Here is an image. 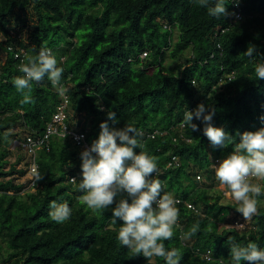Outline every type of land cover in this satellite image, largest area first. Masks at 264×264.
<instances>
[{
	"label": "trees",
	"instance_id": "obj_1",
	"mask_svg": "<svg viewBox=\"0 0 264 264\" xmlns=\"http://www.w3.org/2000/svg\"><path fill=\"white\" fill-rule=\"evenodd\" d=\"M241 8L243 19L232 22L229 15L209 16L196 0H0V46L5 54L0 66V138L16 137L17 128L24 131L22 138L28 132L41 133L61 103V94L47 77L33 82L34 103L28 104H21L23 97L12 82L23 75L21 63L49 48L63 68L69 121L87 129L90 145L98 139L107 110L119 119L117 125L108 121L110 127L131 124L137 131H165L155 138L138 135L143 147L134 151L156 158L154 178L164 191L199 208L194 213L182 202L176 205L179 226L163 243L166 250L179 251V264H232L233 242H254L264 250V207L245 220L236 202L221 201V194L213 195L212 189L219 182L214 166L239 142L236 132L264 127V79L255 74L264 56L254 53L250 59L243 54L255 45L264 55V0H241ZM29 10L36 16L33 21L27 19ZM8 46L23 47L26 55L15 58ZM231 72L234 77L227 81ZM199 104L216 110L213 126L235 137L232 144L213 148L195 118L200 131L184 126L189 141L173 142L185 111ZM81 152L69 138L53 137L50 149L37 157L44 179L23 189L15 183L18 170L7 167L9 150L0 142V264H166L162 257L135 256L121 245L116 236L123 222L117 218L112 224L111 209L94 212L84 205L78 187ZM171 155L179 164L166 168ZM201 173L208 183L196 180ZM262 183L258 202L264 199ZM52 201L68 204V221L58 224L50 218ZM235 221L245 224L230 226ZM219 224L227 226L219 229ZM194 226L197 231L190 234ZM207 249L213 257L209 262L199 255Z\"/></svg>",
	"mask_w": 264,
	"mask_h": 264
},
{
	"label": "clouds",
	"instance_id": "obj_2",
	"mask_svg": "<svg viewBox=\"0 0 264 264\" xmlns=\"http://www.w3.org/2000/svg\"><path fill=\"white\" fill-rule=\"evenodd\" d=\"M233 2L238 4V0ZM196 3L206 8L209 16L217 19L230 14L227 11V0H196ZM254 53L264 56L255 45L249 46L243 54L251 59ZM19 72L23 75L14 77L12 82L23 97L21 104L34 103L33 82H40L45 77L57 87L61 95L66 92L61 83L63 68L58 67V61L49 48L42 47L37 56L28 57L27 63L19 65ZM255 74L257 79H264V60L256 64ZM106 114L107 119L99 126L98 139L83 151L78 147L82 151L78 187L83 195L80 199L94 212L111 209L112 224L117 223V218L123 222L118 228L116 239L135 256L142 255L149 260L152 257H162L166 264H179V251L175 248L166 250L163 243L173 237V228L179 215L176 207L179 201L171 193L164 191L162 182L154 178V174L158 172L156 158L143 150L139 153L134 151L143 147L137 138V129L131 124L110 127L108 121L117 125L119 119L114 111L107 110ZM215 114L214 108L199 104L194 110L185 111L182 126H187L194 132L200 131L199 126L193 123L194 118L199 120L203 125V134L211 146L225 148L233 143L235 137L230 136L223 128L213 126ZM260 120L264 122V116ZM70 125L87 131L86 128ZM236 136L239 137V142L234 144L232 152L214 166L215 177L237 203L236 211L245 220H250L257 214V198L262 194V185L253 183L252 180L264 181V127L243 133L237 131ZM214 159L212 158L213 161ZM28 161L29 158L27 164ZM33 176L36 183L44 179L35 169ZM199 176L200 179L195 178L201 182V175ZM75 180V177L73 181L70 178L71 182L75 183ZM49 209L50 218L58 224L71 217V209L67 203L52 201ZM240 223L242 225L238 226ZM244 224L243 221H235L230 226L242 228ZM196 231L197 227L194 226L190 234H195ZM184 242L189 241L184 238ZM199 255L208 262L213 260L209 249L199 252ZM229 256L232 264H242V261L264 264V250L254 242H249L246 246L233 242ZM220 261L222 264L223 261Z\"/></svg>",
	"mask_w": 264,
	"mask_h": 264
},
{
	"label": "built area",
	"instance_id": "obj_3",
	"mask_svg": "<svg viewBox=\"0 0 264 264\" xmlns=\"http://www.w3.org/2000/svg\"><path fill=\"white\" fill-rule=\"evenodd\" d=\"M232 4V10L229 14V18L232 22L240 21L243 19L244 14L241 8V0H238V4L230 0ZM228 28L222 29L220 32L226 31ZM218 32H215L214 36H217ZM217 47H220L219 44ZM8 51H14V57L21 59L26 55V51L23 47H13L8 46ZM146 56V52H142L140 57L143 58ZM234 77V72H231L226 75V80L230 81ZM221 79V78H220ZM194 83V81H193ZM61 103L57 106L56 111L52 114L51 119L46 122L44 130L39 133L37 131L28 132L25 136L16 141L17 146L25 153V155L29 158L27 164V171L29 175V185L28 187H33L35 185L34 176H33V169L39 172V166L37 162L38 152L41 150L48 151L50 149V141L53 137H69L71 143L74 146L79 147L82 151L86 148L90 147V144L87 142L86 139V130L75 129L69 123V115L65 111L67 105V96L61 95L60 96ZM183 128L182 122H180L176 127V135L172 137L173 142H176L178 139L187 140L183 136ZM67 133V134H66ZM139 136L143 139L147 138H155L156 136H162L165 131L154 129L152 131H145V130H138ZM215 163L219 162L218 158L214 159ZM179 164V159L175 155H171L169 160L167 161L166 168L174 167ZM197 179H200L199 175H196ZM71 181H73V177H71ZM176 200L182 202L189 210L193 211L194 213H198V208L191 202L182 200L178 197H175ZM242 224H238L241 226ZM176 226H179V221L177 220Z\"/></svg>",
	"mask_w": 264,
	"mask_h": 264
},
{
	"label": "rangeland",
	"instance_id": "obj_4",
	"mask_svg": "<svg viewBox=\"0 0 264 264\" xmlns=\"http://www.w3.org/2000/svg\"><path fill=\"white\" fill-rule=\"evenodd\" d=\"M35 18L36 16L35 14H33V11L31 12L29 10L27 19H29L30 21H33V19ZM173 33H174L173 35H174V40H175L177 38L176 31H174ZM0 39H1V35H0ZM185 55H189V52H185ZM4 59H5V54L3 52L2 47L0 46V66L3 64ZM167 61L169 62V60ZM13 131H14L13 133H16L17 135L16 137L11 136V135L6 136L4 138L2 137L0 138V142H2V145H4L9 150V154L7 156V160H8L7 167L13 166L18 170L14 176L15 183L23 184L24 186L23 189H29L28 185H29V175L30 174H28V171L26 170L28 158L26 157L25 153L17 147V143H16V140H20L22 138V136L24 135L23 133L24 131L22 130V128H17V129H14ZM19 170H24L25 173L20 174ZM207 181L208 180L206 179L205 175L201 173V182L208 183ZM252 182L260 183L261 185H263L262 181H256L255 179H253ZM212 189H213V195H216L218 193L221 194V199H220L221 201L223 202L229 201L231 203L233 202L235 203V201L230 197V194L228 193L227 189L222 188L219 182L218 184L216 183L215 187ZM262 206L264 207V199L257 203V207H262ZM225 226H227V224H220L219 229H222Z\"/></svg>",
	"mask_w": 264,
	"mask_h": 264
}]
</instances>
